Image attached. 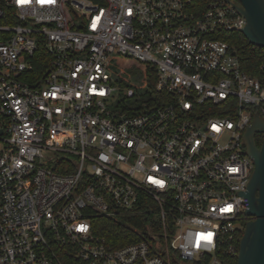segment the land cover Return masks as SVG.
Returning <instances> with one entry per match:
<instances>
[{"label": "built area", "instance_id": "built-area-1", "mask_svg": "<svg viewBox=\"0 0 264 264\" xmlns=\"http://www.w3.org/2000/svg\"><path fill=\"white\" fill-rule=\"evenodd\" d=\"M189 2L0 0V264L237 257L254 168L243 135L264 118V87L220 38L244 17L224 0L197 16ZM113 55L156 68L154 105L120 113ZM135 208L138 241L93 233V218Z\"/></svg>", "mask_w": 264, "mask_h": 264}, {"label": "trees", "instance_id": "trees-1", "mask_svg": "<svg viewBox=\"0 0 264 264\" xmlns=\"http://www.w3.org/2000/svg\"><path fill=\"white\" fill-rule=\"evenodd\" d=\"M218 0H190L188 4V10L194 15L199 16L202 14L211 3ZM221 40L229 43L236 51V55L239 59L241 69L248 75L256 78L259 83L264 87V49L250 45L244 36L238 31H231L223 33L220 36ZM34 73L39 74V78H42L49 67L50 56L46 52L44 47H38L33 57L31 58ZM144 76L148 91L145 93L146 103L148 105H154L153 99L161 97L156 93V68L150 65H144ZM134 98V96L132 97ZM128 98H124L118 103L117 109L121 114L132 115L140 111L141 105L137 101L133 103L128 102ZM144 101L142 100L141 103ZM262 140V136H260ZM255 138L256 145L259 147L261 141ZM140 208L132 210V214L128 213L120 214L119 220L106 219L96 217L92 219L93 233L99 237H104L114 247H120L130 242H136L138 239L128 238V234L131 233L130 227L140 228L141 224L138 221L140 218ZM137 217V218H136ZM136 218V219H134ZM242 233H239L238 239L241 238ZM225 264H236V256H226L222 258ZM71 264H75L74 260H71Z\"/></svg>", "mask_w": 264, "mask_h": 264}, {"label": "water", "instance_id": "water-1", "mask_svg": "<svg viewBox=\"0 0 264 264\" xmlns=\"http://www.w3.org/2000/svg\"><path fill=\"white\" fill-rule=\"evenodd\" d=\"M230 3L246 24L239 31L250 45L264 49V0H224ZM262 135L256 145L255 136ZM243 142L253 161V172L243 194L249 201L245 224L238 244L236 264H264V118L256 114L247 126Z\"/></svg>", "mask_w": 264, "mask_h": 264}, {"label": "rangeland", "instance_id": "rangeland-1", "mask_svg": "<svg viewBox=\"0 0 264 264\" xmlns=\"http://www.w3.org/2000/svg\"><path fill=\"white\" fill-rule=\"evenodd\" d=\"M109 70L113 79V87L116 88L114 99L122 101L128 98V102L133 103L137 101H146L145 93L148 91L146 79L144 76V64L132 58L113 55L109 60ZM132 91L134 98H129L128 93ZM258 141L261 138L258 136Z\"/></svg>", "mask_w": 264, "mask_h": 264}, {"label": "flooded vegetation", "instance_id": "flooded-vegetation-1", "mask_svg": "<svg viewBox=\"0 0 264 264\" xmlns=\"http://www.w3.org/2000/svg\"><path fill=\"white\" fill-rule=\"evenodd\" d=\"M256 136H257V138H258V136L260 137V136H262V135H261V134H257ZM256 136H255V138H256Z\"/></svg>", "mask_w": 264, "mask_h": 264}]
</instances>
